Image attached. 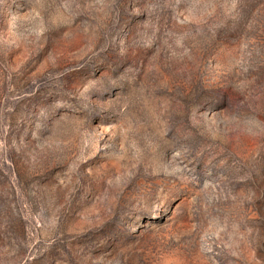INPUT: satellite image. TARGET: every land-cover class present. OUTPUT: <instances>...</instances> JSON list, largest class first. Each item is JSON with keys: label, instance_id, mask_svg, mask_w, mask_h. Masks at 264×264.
<instances>
[{"label": "rangeland", "instance_id": "1", "mask_svg": "<svg viewBox=\"0 0 264 264\" xmlns=\"http://www.w3.org/2000/svg\"><path fill=\"white\" fill-rule=\"evenodd\" d=\"M0 264H264V0H0Z\"/></svg>", "mask_w": 264, "mask_h": 264}]
</instances>
